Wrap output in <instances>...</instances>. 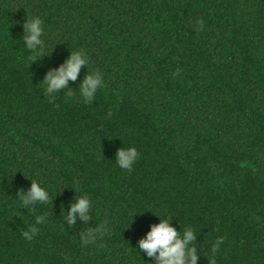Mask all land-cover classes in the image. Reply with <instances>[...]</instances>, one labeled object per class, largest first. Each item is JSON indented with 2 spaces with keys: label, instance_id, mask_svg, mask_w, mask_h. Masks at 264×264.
Instances as JSON below:
<instances>
[{
  "label": "trees",
  "instance_id": "trees-1",
  "mask_svg": "<svg viewBox=\"0 0 264 264\" xmlns=\"http://www.w3.org/2000/svg\"><path fill=\"white\" fill-rule=\"evenodd\" d=\"M75 50L89 68L51 99L41 81ZM130 146L132 171L115 163ZM32 180L52 200L21 208ZM80 195L89 219L68 225ZM156 215L196 230L197 264L221 236L214 264H264V0H0V264H156L138 249Z\"/></svg>",
  "mask_w": 264,
  "mask_h": 264
},
{
  "label": "clouds",
  "instance_id": "clouds-1",
  "mask_svg": "<svg viewBox=\"0 0 264 264\" xmlns=\"http://www.w3.org/2000/svg\"><path fill=\"white\" fill-rule=\"evenodd\" d=\"M22 27L25 33L23 36V40L26 42L25 47L34 53L31 59L36 60V56L44 55V40L41 39L44 35L43 22L38 16L32 17L25 20ZM82 66L89 68V58L83 50L73 51L57 69L49 71L41 81L45 94L54 99V94L68 89V81L77 79ZM102 80V72L94 69L88 70L78 87L79 97L85 104H89L95 99L96 92L104 86ZM66 95L71 97L73 93L68 91ZM138 158L139 152L134 146L121 147L116 152L115 163L121 169L132 171ZM18 199L22 205L21 208H29V206L48 203L52 197L40 182L32 180L27 191L21 190L18 193ZM90 204L91 200L87 195L76 196L69 209L64 211L66 213L64 220L68 225L74 224L77 217L85 221L88 220ZM156 216L160 218L159 223L153 224L146 235L138 241V249L146 253L148 257L154 258L156 264H197L199 256L195 244L196 230L191 225H186L183 231L178 230L177 227L172 226L171 217L162 219L159 215ZM44 219V215L37 216L35 224L23 231V237L28 241L33 240L39 231L35 225L41 224ZM107 230V222L100 224L95 229L90 228L82 233V242L88 244L94 241L97 236L106 234ZM224 240L225 238L222 236L217 237L211 245L213 264L214 256L220 251ZM135 249L137 250V248ZM138 252L140 254V251Z\"/></svg>",
  "mask_w": 264,
  "mask_h": 264
}]
</instances>
